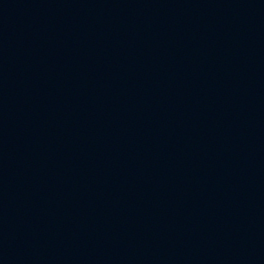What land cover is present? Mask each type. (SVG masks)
Here are the masks:
<instances>
[{
    "label": "water",
    "instance_id": "1",
    "mask_svg": "<svg viewBox=\"0 0 264 264\" xmlns=\"http://www.w3.org/2000/svg\"><path fill=\"white\" fill-rule=\"evenodd\" d=\"M0 264H264V0H0Z\"/></svg>",
    "mask_w": 264,
    "mask_h": 264
}]
</instances>
